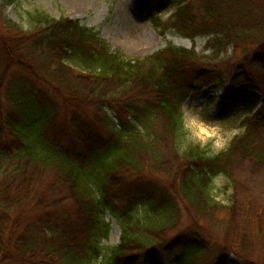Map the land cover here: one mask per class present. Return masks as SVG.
<instances>
[{
    "label": "trees",
    "instance_id": "1",
    "mask_svg": "<svg viewBox=\"0 0 264 264\" xmlns=\"http://www.w3.org/2000/svg\"><path fill=\"white\" fill-rule=\"evenodd\" d=\"M140 2L153 10L149 0ZM162 3L174 11L164 21L154 18L156 25L189 38L211 35L209 47L217 50L226 43L235 51L250 50L233 63L229 76H222L224 68L220 73L192 49L168 45L131 58L111 48L93 28L39 11L29 14L41 26L34 33L26 35L12 23V34L0 31L1 263L192 264L206 248L197 232L187 240L180 235L161 241V248L144 241L146 232L170 227L177 203L195 217L212 214L214 219L215 211L223 209L212 186L220 176L232 188V207L225 212L234 219L241 213L239 200L247 196L235 177L238 167L263 172L264 189L262 106L245 116L243 131L215 153L182 139L186 130L181 108L187 97L212 81L230 87L247 83L262 95L264 105V0ZM89 107L106 116L109 111L113 118L98 116L87 122L79 111ZM59 108L70 126L65 118L57 123ZM103 124H108L113 141L104 137ZM100 129L104 136H99ZM154 169L173 179L175 190L153 182ZM129 174L132 180H126ZM46 176L48 181L41 183ZM120 184L113 191H131L124 208H112L122 227L120 242L100 260L108 193ZM69 199L74 201L73 214L62 205ZM250 200L244 213L251 212L261 224L246 219L243 225L250 223L248 236L255 233L263 239L264 209ZM139 205L147 210L142 216L133 212ZM132 225L139 228L136 233ZM247 240L255 248L246 249L244 258L250 254L253 259L257 245ZM232 246L229 251L238 255L240 250ZM259 260L253 264H264ZM218 264H226L225 259Z\"/></svg>",
    "mask_w": 264,
    "mask_h": 264
},
{
    "label": "rangeland",
    "instance_id": "2",
    "mask_svg": "<svg viewBox=\"0 0 264 264\" xmlns=\"http://www.w3.org/2000/svg\"><path fill=\"white\" fill-rule=\"evenodd\" d=\"M140 1L0 0V31L1 33H5L7 30L11 33V30H13L12 23L18 27V31L20 28L21 32H24L26 35L34 33L41 26L35 25V22L30 20L29 14L39 11L56 19L67 17L77 20L81 26L93 28L111 45V48L119 49L131 58L144 57L168 45L192 49L207 62V65L214 67L219 72L221 71L219 69L224 68L225 72H222V76H229L230 71L234 70L233 63L242 61L243 54L250 50L249 47L244 51H235L232 44L227 43L217 50L209 47L208 42L212 38L211 35H197L189 38L179 35L174 30L168 29V27L163 28L160 25H156L154 18L160 21L168 19L174 11V6L164 3L161 5L160 0H149L148 4L150 8L157 11V14L154 12L153 16V12H151L153 10H148L147 7L144 8ZM42 26L44 27V25ZM15 33V38H19L18 32L16 31ZM19 34L21 33L19 32ZM226 62L227 65L224 67V63ZM241 84H239L240 86L230 87L225 84L220 85L217 81H212L203 85L194 96L187 97L181 107L183 111V124L186 130V134L182 139L199 143L201 147L207 148L210 152L214 153L226 148L230 140L243 131L242 119L245 116L255 114L261 108L264 111L262 95L252 89L247 83ZM92 109L94 108H86L83 111H79V115L87 122L90 118L97 119L98 116H103L107 121L113 118V113L107 111L105 108H103V111H107L108 116L103 114L102 110L97 112ZM58 115L59 117L56 118L57 123H60L65 118L66 123L70 126L68 118L66 115L65 117L63 116V111L60 108L58 109ZM101 127L105 130V136L101 129L100 135H98L101 136L103 134L107 140L113 141L114 135L109 132L108 124H103ZM64 132L67 133L66 131ZM63 136L68 141V135L64 134ZM238 170L235 177L239 181L242 192L247 196L239 200L241 205L239 211L241 213L237 216L234 215V219H229L228 214L225 212L228 211V207H232L230 200L232 188L228 184V180L220 176L213 180L212 186L214 191L218 193L215 199L219 200L223 209L220 212L215 211L214 219L212 214L195 217L191 211H187L188 208H184L182 203H177L176 207L178 210L176 216L173 218L172 225L159 233L146 232L147 238L144 241L151 242V246L154 245L156 248H161V241L168 242L169 240H176L181 237L187 240L197 232L198 240L204 242L206 248L192 264H218L221 259H225L226 264H253L252 260L260 261L259 258L264 260L262 252L264 248V234H262L263 239L260 237L256 239L255 233L248 236L247 234L249 233L246 231L251 232L250 229H247L250 223L246 226L243 225L249 222V220L261 224L251 212L249 214L244 212L250 204L248 201L250 199L255 200H250L255 205L259 202L264 209V189H261L260 186L263 172L251 171L250 169L244 170V168L241 171L239 167ZM146 175L149 174L146 173ZM150 175L152 176H150V179L153 182L169 188L171 186L175 190L173 179L169 180V177L163 171L154 169L150 172ZM132 176V174L127 175L126 180H132ZM47 179L48 176L44 180H41V183H45L48 181ZM257 180L260 182H257ZM121 188L122 184L111 188L108 193V204L110 205L103 213V221L108 226L106 235L101 237L102 239H100L99 243L104 253L100 260L107 256L111 247L120 242L122 227L119 219L113 215L112 208L119 212V210L127 205V195L131 194V191L127 192V195H120V191L122 190L113 191ZM62 205L71 214L74 213L72 210L74 201L72 199H69ZM133 212H135L134 215L142 216L147 210L139 205L134 207ZM246 219L249 220L246 221ZM131 228H134L135 233L137 229L139 230V228L133 225ZM180 235L181 237L177 238ZM184 235H188V237ZM247 239L255 242V245H257V248L252 252L254 253L253 259H251L250 254L246 256V259L244 258L246 249L255 248H249L252 244L248 243ZM232 245H236L240 250L238 255L234 251H229L230 247H235ZM179 249L180 245L176 248V253L179 252ZM256 251L260 257L257 256ZM22 262H0V264H23Z\"/></svg>",
    "mask_w": 264,
    "mask_h": 264
}]
</instances>
